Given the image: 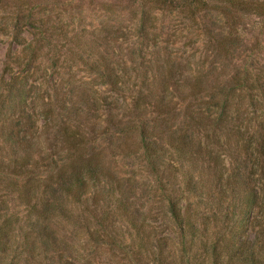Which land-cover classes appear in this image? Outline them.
<instances>
[{
	"label": "trees",
	"instance_id": "1",
	"mask_svg": "<svg viewBox=\"0 0 264 264\" xmlns=\"http://www.w3.org/2000/svg\"><path fill=\"white\" fill-rule=\"evenodd\" d=\"M174 13L201 38L181 74L156 25ZM0 33L21 52L0 78V264H264V0H0Z\"/></svg>",
	"mask_w": 264,
	"mask_h": 264
},
{
	"label": "rangeland",
	"instance_id": "2",
	"mask_svg": "<svg viewBox=\"0 0 264 264\" xmlns=\"http://www.w3.org/2000/svg\"><path fill=\"white\" fill-rule=\"evenodd\" d=\"M87 23L90 22L87 21ZM120 25H122V28L124 29L123 35L114 33L112 36H122V39L126 40L127 44H130V50L133 52L135 51L137 57H142L147 60L150 57L149 54L151 53V50L150 47L147 46V41L142 38L143 35L141 34L140 29L134 27L131 22L123 21ZM156 25L158 26L161 33L160 38L163 39L167 44V51L171 53L180 64L179 73L182 72V68L186 63H188V61L191 64H194V62L197 61L199 56L198 47L201 44V38L192 36V34H194L193 26H191L184 18L176 13L162 14L158 15V22ZM259 47H261V51L258 55L259 58L257 59L258 62L256 68L258 69L264 68V35L260 37ZM10 52L16 56L21 54L20 47L12 42L11 37L9 35L7 36L0 33V78L3 74L4 66L8 63L7 56ZM63 66L66 68L68 67L66 64H63ZM129 72L133 75L136 74L135 71ZM48 75H43L41 80L45 81L48 79V77L54 78L57 76V73L53 72L50 76ZM84 75H86L85 71H82V69H75V66H73V72L69 76H72V79H80L81 77H84ZM7 77L8 76H6V78ZM132 81L133 80H131L130 83ZM95 88L96 85H94L93 88H89L90 94L95 95ZM101 92L102 97L106 98L107 102L110 104L114 105L118 100H121L120 96L117 97V95L109 91L107 88H103ZM97 96L98 95L95 97ZM119 169L123 174L134 175L138 181V187H140V190L138 191L137 196V206L141 208V205L145 202V200H149L148 196L154 197L152 190L153 183L151 178L148 177L143 171L141 164L132 159L122 160L119 163Z\"/></svg>",
	"mask_w": 264,
	"mask_h": 264
}]
</instances>
